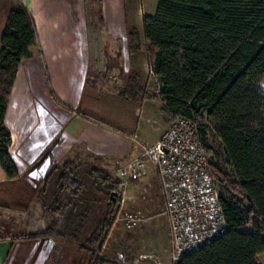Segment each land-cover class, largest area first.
Here are the masks:
<instances>
[{"label":"trees","instance_id":"trees-1","mask_svg":"<svg viewBox=\"0 0 264 264\" xmlns=\"http://www.w3.org/2000/svg\"><path fill=\"white\" fill-rule=\"evenodd\" d=\"M143 32L160 88L151 94L142 86L134 88L136 82L121 91L123 97L143 94L158 99L167 123L180 115L195 120L210 148L208 123L222 141L226 164L233 171L231 175L217 162L210 167L229 194L222 198L227 231L177 264H260L259 257L264 256V0H158L155 14L143 18ZM138 38L133 31L132 51L139 49ZM34 47H40L34 16L23 0H14L0 47V164L8 179L17 178L19 171L9 151L6 114L19 68L33 56ZM118 186L110 172L95 164L54 165L38 194L47 227L14 240H56L58 250L62 249L56 264H124L104 252L122 207L119 197H111ZM238 192L248 206L236 196Z\"/></svg>","mask_w":264,"mask_h":264},{"label":"crops","instance_id":"crops-1","mask_svg":"<svg viewBox=\"0 0 264 264\" xmlns=\"http://www.w3.org/2000/svg\"><path fill=\"white\" fill-rule=\"evenodd\" d=\"M23 1L34 16L40 47L32 48L33 56L22 62L6 114L9 151L19 176L8 179L0 164V218L12 213L29 217L28 224L37 222L44 230L48 220L44 221L38 194L54 165L76 161L116 171L141 153V144L156 143L167 124L159 101L122 95L136 82L134 88L147 89L150 72L160 88L149 60L127 48L131 24L126 18L113 16L107 5L106 19L102 18L106 33L97 40L89 34L86 53L84 21L73 0ZM13 5L14 0H0V47ZM97 42L113 61L94 59ZM51 89L59 100H52ZM53 123L57 127L50 130ZM57 247L52 238L4 240L0 264H47Z\"/></svg>","mask_w":264,"mask_h":264},{"label":"rangeland","instance_id":"rangeland-1","mask_svg":"<svg viewBox=\"0 0 264 264\" xmlns=\"http://www.w3.org/2000/svg\"><path fill=\"white\" fill-rule=\"evenodd\" d=\"M157 3L158 0H73L72 5L75 6L77 4V12L80 13L81 11L84 21L83 33L85 52H88L87 38L89 34L95 36L97 40L100 38L101 34L104 35L106 33L104 28L106 26L103 25L102 18L106 19V7L109 5L113 16L120 14V16L126 18V21L131 24L130 26L128 25L129 29L126 35L129 52L131 54L141 53V56H145L149 60L143 32V18L144 16H152L155 14ZM133 31H137L139 35V38L136 41L139 47L137 51H132L131 47ZM99 42H97V45L95 46L97 54L94 59L100 61L104 60L102 63L108 64L110 60L113 61V57L107 54L109 51L107 52V50L103 51L100 49L101 42ZM134 76H137V74H134L133 77ZM147 82L148 87L145 89L146 92L151 94L158 92L157 81H154L151 77V72L148 76ZM262 88L264 89V82L262 83ZM50 95L52 100H59L53 89L50 90ZM39 113L41 114L40 108ZM25 123H28V121ZM165 123L167 124V127L171 124L167 122ZM7 125H9V123H7ZM56 127V123H53L49 129L54 130ZM208 130L209 135L207 140L210 149L214 154L212 161L223 165L228 172L233 175L231 167L226 164L222 141L215 136L211 128ZM142 145L144 144H141L140 146ZM129 162L119 165L116 171L109 168V172L114 178H116L118 169L122 166H126ZM135 181L137 182H130L126 186V189L121 191L122 197L125 198V201L120 202L122 205L121 211L104 252L108 257L119 259L124 264H140L139 261L141 257L145 255L158 256L164 262L163 264H170V226L169 220L164 214L165 200L162 195L156 172L153 168H150L148 175L145 178ZM118 189L119 186L117 190ZM222 192L227 194V196L229 195L227 190L223 188ZM236 196L240 199H244L243 195L239 192ZM115 197H118L117 193H115ZM244 205H249L245 199ZM136 214L139 215V220L136 222H129L130 216H135ZM30 219L31 218L29 217H17L14 213H12L11 216L4 215L3 218H0V242L4 240L13 241L17 236L39 232L43 229L42 226L38 227L37 222L28 224L27 221ZM46 219L47 218L44 217V221ZM40 224L42 223L40 222ZM3 248L5 247L3 246ZM57 248L53 251L47 264H51L57 256L59 259L62 249L58 250ZM259 262L260 264H264V256L259 257Z\"/></svg>","mask_w":264,"mask_h":264},{"label":"built area","instance_id":"built-area-1","mask_svg":"<svg viewBox=\"0 0 264 264\" xmlns=\"http://www.w3.org/2000/svg\"><path fill=\"white\" fill-rule=\"evenodd\" d=\"M208 129L207 125V133ZM141 148L138 156L118 169L119 189L115 193L124 202L121 191L130 182L145 178L153 168L165 200L164 214L169 220L170 264H177L186 254L199 250L227 231L222 204L227 194L211 173L214 154L206 147L201 127L195 120L178 116L156 143L144 144ZM129 219L136 222L139 215ZM139 262L164 263L153 255L142 256Z\"/></svg>","mask_w":264,"mask_h":264},{"label":"water","instance_id":"water-1","mask_svg":"<svg viewBox=\"0 0 264 264\" xmlns=\"http://www.w3.org/2000/svg\"><path fill=\"white\" fill-rule=\"evenodd\" d=\"M111 197H112V199H115V198H116V197H115V193H113Z\"/></svg>","mask_w":264,"mask_h":264}]
</instances>
